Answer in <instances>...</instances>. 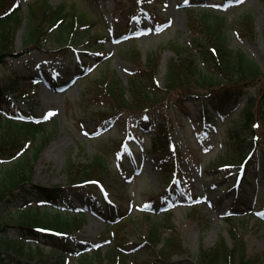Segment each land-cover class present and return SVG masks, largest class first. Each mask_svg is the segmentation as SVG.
Masks as SVG:
<instances>
[{"label": "rangeland", "instance_id": "rangeland-1", "mask_svg": "<svg viewBox=\"0 0 264 264\" xmlns=\"http://www.w3.org/2000/svg\"><path fill=\"white\" fill-rule=\"evenodd\" d=\"M35 1L39 18L45 7L48 11L64 5L68 11L75 7L89 14L90 21L94 22L92 35L102 38L98 44L105 45L98 50L102 56L87 67L89 79L78 78L77 71L67 67L62 52L55 50L49 38L43 40L41 48L26 47V25ZM20 2L24 23L15 35L14 57L0 66V79L13 72L29 79L37 77L36 87L28 89L23 96L13 97L11 112L19 118H26L27 114L29 119L48 122L44 137L40 132L34 138L32 133L22 132L21 143H27L23 154L32 158L39 150L32 162L34 182L45 187L64 186L69 205L74 211L85 212L86 217L80 230L60 239L62 248L56 247L60 248L59 253L46 251L43 258L36 257L33 261L12 256L13 262L55 264L63 253L66 264H82L83 258L79 259V255L92 246L100 248L98 258L92 253L87 257L93 264H111L107 253L112 248H122L131 264H155L154 260L158 261L156 264H201L202 252L226 244L229 249L239 247L237 257L244 254L253 264H264V178L261 175L252 178L251 188L243 191L236 181L242 159L224 160L228 159L227 151L233 143L231 136L241 131L244 124L239 107L228 106L214 125H207L200 101L179 105L177 115L180 117L177 118L175 95L164 98L149 117L154 121L160 110L161 118L168 123V142L176 148L172 157L178 168L177 176L172 181L169 178L162 181L164 156L153 150L152 130L143 126L133 137L134 159L124 161L130 174L136 166L135 175L132 173L129 180H120L116 167L120 159H125V152L119 147L121 129L118 125L111 128L109 122L103 123L106 117L97 113L94 107L98 106L84 98L86 88L100 74H116L128 85L131 74L146 71L149 63L157 65L155 79L163 86L168 65L181 58L179 51L186 52L193 45L195 27L207 20L204 16L208 13L221 17L226 13L229 48L245 52L264 70V0H243L242 3L236 0ZM231 3L236 4L229 6ZM198 4L208 5L198 7ZM186 6L195 8L186 10ZM55 79L57 86L50 89ZM127 96L131 98L130 94ZM126 153H130L128 149ZM97 155L109 165L105 184L119 207L115 216L125 217L119 224L112 221L116 224L113 227H108L105 219L110 216L108 211L104 212L103 219L86 209L84 199L88 190L70 184L68 179L70 163L79 171ZM4 169L0 166V179ZM51 210V207L33 209L14 216L19 222L36 216L46 222L48 218L44 216H54ZM147 211L152 212L151 220L143 213ZM166 211L170 213L165 214ZM153 222L164 231L173 228L179 235L180 249L172 256L168 254V260L160 259V248L152 249L145 241ZM14 233L10 229L8 235L11 237ZM164 235L170 237L171 230ZM41 244L50 246L46 242Z\"/></svg>", "mask_w": 264, "mask_h": 264}, {"label": "trees", "instance_id": "trees-1", "mask_svg": "<svg viewBox=\"0 0 264 264\" xmlns=\"http://www.w3.org/2000/svg\"><path fill=\"white\" fill-rule=\"evenodd\" d=\"M16 4L17 0H0V64L5 63L6 58L14 54L15 34L23 23L22 8L16 7ZM37 4V1L31 4L30 20L24 38L26 47L41 48L43 40L50 38L55 43V50L62 52L63 58L70 66L76 56L82 58L81 54L75 53L74 48L98 49L99 37L92 35L94 22L90 21L86 11L81 12L75 7L68 11L66 5L58 9L51 7L48 11L45 7L39 18L35 12ZM204 17L207 20L195 27L197 33L193 38V45L186 52L179 51L181 58L168 65L163 87L156 84L157 65L149 63L146 71L134 73L129 77L128 85L116 74H100L88 85L86 95L90 103L98 106L94 107L97 113L106 119L119 116L125 122L130 120L136 128L142 122L141 118L148 117L151 111L156 112L164 98L172 95L176 98V115L179 105L184 106L187 101L199 99L204 103L209 119L215 117L212 104L215 103V108L222 111L229 104L243 101L244 124L241 131L231 136L233 143L227 151L228 159L224 160L234 161V157H238L247 163L242 184L243 187H248L251 185V179L257 175L264 178V70L245 52L229 48L226 37L229 21L226 16H210L208 13ZM20 78L13 74L0 79V160L7 162L2 165L5 169L0 179V264H15L12 256L30 260L43 258L45 250L49 251L50 248H44L40 244L41 241L60 247V238L48 232L41 233L37 228L66 234L79 230L83 222L82 215L72 216L69 212L55 211V216L48 222L39 218L17 222L13 214V209L17 211L18 206L28 207L37 199L47 198L59 203L64 198L61 187L47 188L34 182L32 162L39 150L32 158L26 155L18 157L24 146L21 143L22 132L34 135L39 131L44 136L46 127L20 123L5 118L1 112V109L11 106V95L22 94L24 84ZM127 94H130V99ZM151 125L154 126L153 148L164 156V165L168 166L164 170V178L170 179L173 177L175 166L172 154L167 148L168 123L161 118L160 110L156 120L150 122ZM75 169L70 163V184H88L90 192L101 201L98 187L91 182L107 181V161L97 155L79 171ZM67 213L68 216L65 215ZM147 218L151 220L150 216ZM14 227L19 230L20 235L15 231L16 236L11 238L8 230ZM168 229L171 230V236L166 238L162 226L153 222V226L145 235V241L150 248L158 249L162 245L160 251L158 250V257L162 260H168L169 255L172 256L180 249L179 235L173 228ZM24 237L36 240L37 243L26 242ZM238 249L239 247L236 250L229 249L226 244H220L209 252H202L201 264H253L244 254L237 257ZM52 251L57 252L58 249L52 248ZM108 257L111 264H129L128 257L121 251L112 250ZM61 262L59 260L55 264ZM154 263L158 261L155 260Z\"/></svg>", "mask_w": 264, "mask_h": 264}, {"label": "snow or ice", "instance_id": "snow-or-ice-1", "mask_svg": "<svg viewBox=\"0 0 264 264\" xmlns=\"http://www.w3.org/2000/svg\"><path fill=\"white\" fill-rule=\"evenodd\" d=\"M236 2H238V3H242L243 2V0H236ZM51 115V114H50ZM47 118V117H46Z\"/></svg>", "mask_w": 264, "mask_h": 264}]
</instances>
